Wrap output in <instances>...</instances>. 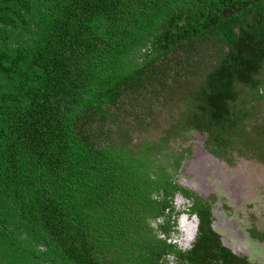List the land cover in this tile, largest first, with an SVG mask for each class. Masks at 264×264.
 Masks as SVG:
<instances>
[{
	"label": "trees",
	"instance_id": "obj_1",
	"mask_svg": "<svg viewBox=\"0 0 264 264\" xmlns=\"http://www.w3.org/2000/svg\"><path fill=\"white\" fill-rule=\"evenodd\" d=\"M233 1L0 0V264H252L171 144L195 131L264 161V0ZM172 91L184 110L144 137ZM176 193L198 218L185 250Z\"/></svg>",
	"mask_w": 264,
	"mask_h": 264
},
{
	"label": "rangeland",
	"instance_id": "obj_2",
	"mask_svg": "<svg viewBox=\"0 0 264 264\" xmlns=\"http://www.w3.org/2000/svg\"><path fill=\"white\" fill-rule=\"evenodd\" d=\"M182 95V91H172L166 95L171 101L157 103L160 115L156 122L160 126L151 127L144 137L151 138L154 133V137L164 135L161 129L169 127L168 122L175 121L185 108ZM254 104L255 102L253 106ZM263 107H258L252 115L264 117ZM204 136L190 131L187 138L183 133L171 143L177 152H185V159L176 173V180L197 194L200 202H207L210 206L211 226L221 236L223 245L234 254L246 257L252 264H264V240H258L252 235L255 230L264 233V161L250 153L239 154L238 151L226 158L216 157L208 151ZM135 137L132 138L133 143L137 140ZM174 204V211L177 213L176 220L172 214V222H176L173 226L176 231L169 232V240L185 250L194 241V238L184 239L186 222L194 225L195 237L198 218L196 214L185 211L192 204L190 198L176 193ZM161 220L158 217L152 223ZM163 257L169 264H177L173 254Z\"/></svg>",
	"mask_w": 264,
	"mask_h": 264
},
{
	"label": "flooded vegetation",
	"instance_id": "obj_3",
	"mask_svg": "<svg viewBox=\"0 0 264 264\" xmlns=\"http://www.w3.org/2000/svg\"><path fill=\"white\" fill-rule=\"evenodd\" d=\"M239 1L238 0H234L232 2V4H229L227 6V8H224V10L227 11V12H230L231 10L233 11L232 7L234 5H237L238 6V4L240 3ZM250 2L252 4L253 1L251 0ZM193 228H194V225L193 224H191L190 222H186L185 230L183 231L185 233L184 239H186V240H192L193 238H195V237H193V235H194Z\"/></svg>",
	"mask_w": 264,
	"mask_h": 264
},
{
	"label": "water",
	"instance_id": "obj_4",
	"mask_svg": "<svg viewBox=\"0 0 264 264\" xmlns=\"http://www.w3.org/2000/svg\"><path fill=\"white\" fill-rule=\"evenodd\" d=\"M231 12V11H230ZM183 22H186V18L183 20ZM193 218H195L194 216H193Z\"/></svg>",
	"mask_w": 264,
	"mask_h": 264
}]
</instances>
